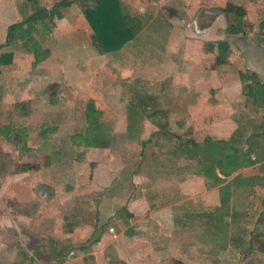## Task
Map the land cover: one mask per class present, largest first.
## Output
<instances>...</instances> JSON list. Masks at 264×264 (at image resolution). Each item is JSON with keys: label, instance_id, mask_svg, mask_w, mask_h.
<instances>
[{"label": "rangeland", "instance_id": "1", "mask_svg": "<svg viewBox=\"0 0 264 264\" xmlns=\"http://www.w3.org/2000/svg\"><path fill=\"white\" fill-rule=\"evenodd\" d=\"M149 25L153 26L149 32L160 30L153 36L161 41L154 40L156 48L163 49L167 37L161 32L163 22ZM55 36L38 38L58 57L64 44L76 40L80 44L82 39ZM130 46L134 48L133 41ZM136 52L140 61L134 58ZM136 52L125 60L131 75L122 67H113L114 89L119 93L115 95L123 100H112L119 117H113L114 139L107 150L75 148L69 142V135L81 125L77 110L87 101L80 98L81 84L92 78L90 71L68 70L64 75L72 79L71 87L68 79L60 83V65L51 59L53 55L32 69V57L18 51L13 66L4 70L0 77V127L7 126V131L27 128L30 151L19 152L0 136V264H264L263 260L238 259L223 245L227 239L221 238V223L210 222L206 216L210 187L193 175L192 163L172 155L164 141L155 145L154 136L144 149L138 141L124 138V99L134 91L150 94L156 89L153 86L162 83V79H148L154 72L147 73L145 54L139 49ZM53 84L59 88L54 106L49 105V86ZM164 90V94L156 92L159 106H177L180 101L172 86ZM106 103L104 99L99 105ZM202 120L200 115H191L185 128L200 129ZM142 126L141 138L147 140L152 127L147 122ZM48 127L57 131L48 134L47 140L38 139L40 130ZM170 130L179 134L188 131H178L173 122ZM55 151L60 152L58 160ZM20 163L37 164L40 169L18 173ZM186 165L190 171H181ZM130 228L135 234L126 236ZM20 232L36 241L35 245L29 248L28 238L22 241ZM88 239L98 242L80 250ZM35 247L40 254L33 251Z\"/></svg>", "mask_w": 264, "mask_h": 264}, {"label": "crops", "instance_id": "2", "mask_svg": "<svg viewBox=\"0 0 264 264\" xmlns=\"http://www.w3.org/2000/svg\"><path fill=\"white\" fill-rule=\"evenodd\" d=\"M69 1L73 3L62 10L64 18L57 23L51 37H58L55 36L58 34L62 38L82 39L80 44L76 40L75 44L66 43L64 48H59L61 57L56 56V52L52 58L50 56L60 65V83L68 79L72 87V79L64 75L68 70L90 71L92 78L80 83V98L82 96L83 101L93 99L98 106H103L99 102L106 99L104 106L108 105L112 115L119 117L112 100H123V97L115 95L119 93L114 89L113 67H122L128 76L131 75L126 68V57L138 49L143 51L149 64L147 73L154 72L148 79H162L161 86H153L156 89L150 94L156 95L159 91L164 94V88L170 84L180 101L170 109L184 106L186 118L203 117L204 126L194 129L195 132L203 130L205 136L225 141L234 135L240 138L234 144L237 151L229 158L241 159L236 170L227 176L216 170L222 179L216 186L201 180L211 191V197L205 199L206 209L220 216L221 238L227 239L223 245H227L230 253L243 261H264V104L259 105L260 101L255 103L244 95V88L250 84L257 89L260 85L264 90V0H119L123 13L138 18L141 28L132 40L135 49L130 41L119 51L106 55L94 52L91 30L80 6V2L92 6L94 0ZM24 2L0 0V45L5 42L8 26L25 15ZM229 5L240 7L244 11L243 18L236 20L235 14L226 10ZM154 21H162L161 32L167 34L161 50L155 46V41H161L157 35L153 36L160 30L149 32L153 27L149 24ZM236 22L240 29L231 33L230 25ZM150 33L152 35H148ZM220 42L228 45L229 57L216 66ZM134 58L140 61L138 53ZM240 73L254 74L257 84L249 79L242 83ZM223 164L226 165V161Z\"/></svg>", "mask_w": 264, "mask_h": 264}, {"label": "trees", "instance_id": "3", "mask_svg": "<svg viewBox=\"0 0 264 264\" xmlns=\"http://www.w3.org/2000/svg\"><path fill=\"white\" fill-rule=\"evenodd\" d=\"M51 1V4L48 5L43 0H25L27 10L25 15H23L22 20L8 26L5 42L0 45V50L4 49L0 52V74L14 64L13 61L17 51L32 57V69H37V66L50 58L49 48L44 47L43 41L38 37L40 35L42 39L49 38L57 23L64 18L62 10L73 3L69 0ZM80 6L82 7L84 20L91 30L92 48L98 55L119 51L134 39L137 31L141 28V21L138 18L123 13L119 0H94V4L89 7L82 5V2H80ZM226 10L234 13L238 21L244 16V11L240 7L229 5ZM239 29L237 22L230 25L229 28L231 33H237ZM218 50L220 55L218 54L216 63H225L229 55L228 45L220 42L218 43ZM221 53L224 54L223 58H221ZM248 79L257 84L254 74L240 73L242 83ZM57 87L55 84L49 86V105L54 106L58 102L59 88ZM244 89H246L244 95L247 98L252 99L255 103L260 101L259 105L264 104L262 86L259 85V90L250 84ZM158 101L157 95L149 94L146 91H134L130 94L124 105L126 106L125 120L127 122L124 138L129 141H138L144 149L148 141H151V136H154L157 139L155 145L161 146V141H164L166 146L171 148L172 155L181 156L192 163L194 167L193 175L205 179L207 185L216 186L221 184L222 179L218 176L216 170L221 175L227 176L240 165L241 159L238 157L237 160L235 157L229 160L237 151L234 144L240 141V138L234 135L227 141L218 140L205 136L203 131L195 132V130L186 129L185 107L165 109L159 106ZM77 111L81 116V125H77L76 130L69 135L70 145L75 148L107 150L114 139V116L112 111L108 107L98 106L93 99H88ZM24 112L27 113V108ZM174 114L175 117H172ZM145 122L152 127L151 135L147 140L141 138L142 131L144 132L142 123ZM171 122L178 131H188H184L182 134L172 132L170 130ZM6 127H0V136L13 143L19 152L30 151L26 144L28 138L27 128H11L7 131ZM56 131L57 129L53 127L42 128L38 139L47 140L48 134L53 135ZM149 133L147 136H149ZM54 153L55 160H58L60 152L55 151ZM224 161H226V165L223 164ZM188 165L182 167L181 171L189 172ZM137 167H139V164ZM16 169L18 173H23L39 171L40 167L37 164L20 163L17 164ZM206 216L210 222H216L220 219V216L218 218V214H215V212L208 211ZM122 218L124 219V217ZM134 234L133 228L125 232L126 236H133ZM97 242L98 240L88 239L87 245L80 246V250H85L88 248L87 246H92ZM173 264L183 263L175 261Z\"/></svg>", "mask_w": 264, "mask_h": 264}, {"label": "flooded vegetation", "instance_id": "4", "mask_svg": "<svg viewBox=\"0 0 264 264\" xmlns=\"http://www.w3.org/2000/svg\"><path fill=\"white\" fill-rule=\"evenodd\" d=\"M27 241H28V247L29 248H31V246L35 245V243H36V241L32 240L31 238H28ZM33 251H36V255L40 254L38 247L33 248Z\"/></svg>", "mask_w": 264, "mask_h": 264}, {"label": "water", "instance_id": "5", "mask_svg": "<svg viewBox=\"0 0 264 264\" xmlns=\"http://www.w3.org/2000/svg\"><path fill=\"white\" fill-rule=\"evenodd\" d=\"M19 228V227H18ZM29 236V235H28ZM27 234L20 232V239L24 241L26 238H28ZM38 239V238H37ZM23 243V242H22Z\"/></svg>", "mask_w": 264, "mask_h": 264}]
</instances>
